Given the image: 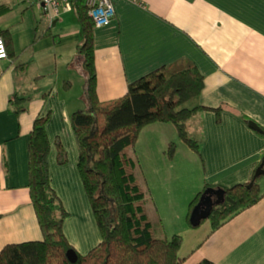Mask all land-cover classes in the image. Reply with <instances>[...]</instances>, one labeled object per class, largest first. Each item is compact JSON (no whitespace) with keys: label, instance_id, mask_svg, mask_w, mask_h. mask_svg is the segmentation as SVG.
Returning <instances> with one entry per match:
<instances>
[{"label":"crops","instance_id":"crops-1","mask_svg":"<svg viewBox=\"0 0 264 264\" xmlns=\"http://www.w3.org/2000/svg\"><path fill=\"white\" fill-rule=\"evenodd\" d=\"M0 2L12 5L0 14V26L11 30L15 49L14 55L0 57V249L10 241L42 236L29 187L30 140L36 116L50 111L51 174L69 209L65 231L86 252L101 241L102 231L77 164L71 120L75 109L88 107L80 69L81 20L74 7L62 8L52 19L43 0ZM114 3L112 21L95 29L102 99L123 95L130 81L156 66L191 58L205 74L202 102L223 105L221 119L211 107L190 117L189 131L199 139L202 155L180 139L169 121L152 122L139 136V155L167 230L184 235L183 264L206 256L222 264H264V196L215 231L210 216L201 227L188 219L192 198L208 182L226 189L249 181L263 160L264 132L250 121L264 126V0ZM15 93L31 96L19 113L10 110ZM57 138L69 151L67 162L58 160ZM172 139H177V150L170 157L164 147ZM179 160L176 168L168 166ZM183 206L188 222L181 226L177 218L184 220L179 214Z\"/></svg>","mask_w":264,"mask_h":264},{"label":"trees","instance_id":"trees-1","mask_svg":"<svg viewBox=\"0 0 264 264\" xmlns=\"http://www.w3.org/2000/svg\"><path fill=\"white\" fill-rule=\"evenodd\" d=\"M82 23L79 56L83 57L88 107L71 114L79 146L77 164L102 239L86 252L68 238L64 223L69 214L63 197L53 184L50 154L52 139L48 131L51 112L38 114L30 140L29 187L42 236L7 242L0 249V264H183L180 253L184 235L169 234L157 199L137 148L142 129L155 121L173 122L178 136L202 155L199 139L189 131L190 117L204 107L214 108L221 119L223 105L202 102L205 74L191 58L173 65L156 66L129 82L127 91L118 97L102 99L98 93L95 59L96 21L88 0H72ZM11 3L0 2V14ZM9 55L15 54L11 30L0 26ZM69 84V83H68ZM31 96L15 93L10 110L17 113L28 108ZM245 115L248 119L249 117ZM261 130L264 132V126ZM58 160H69V151L61 138L56 140ZM177 140L169 142L167 151L174 156ZM257 169L251 180L226 187L224 200L215 202L210 213L215 231L231 216L264 196ZM208 182L190 202L188 219L209 186ZM76 248L73 261L68 249ZM196 264H222L203 257Z\"/></svg>","mask_w":264,"mask_h":264},{"label":"built area","instance_id":"built-area-1","mask_svg":"<svg viewBox=\"0 0 264 264\" xmlns=\"http://www.w3.org/2000/svg\"><path fill=\"white\" fill-rule=\"evenodd\" d=\"M47 14L53 19L62 8H73L72 0H43ZM90 12L93 15L96 25L110 23L116 13L114 0H88ZM9 51L6 40L0 36V57H8Z\"/></svg>","mask_w":264,"mask_h":264},{"label":"water","instance_id":"water-1","mask_svg":"<svg viewBox=\"0 0 264 264\" xmlns=\"http://www.w3.org/2000/svg\"><path fill=\"white\" fill-rule=\"evenodd\" d=\"M80 69H83V63H80ZM250 123L254 127L261 129L260 125L256 121L251 120ZM261 173H264V157L260 165L257 167V174H261ZM225 193L226 190L224 187L208 188L206 192L202 195L200 201L194 206L192 210L191 213L192 222L194 224H199L204 218L210 216L214 203L219 202L221 199H224ZM215 194L218 196L217 199L214 198ZM67 254L70 257V259L73 261L78 259V251L74 247L68 249Z\"/></svg>","mask_w":264,"mask_h":264},{"label":"rangeland","instance_id":"rangeland-1","mask_svg":"<svg viewBox=\"0 0 264 264\" xmlns=\"http://www.w3.org/2000/svg\"><path fill=\"white\" fill-rule=\"evenodd\" d=\"M85 76V75H84ZM170 122V121H169ZM170 123H172V124H170V125H175L173 122H170ZM75 131V130H74ZM193 135V134H192ZM139 140H141V138H138V140H137V148H139ZM177 140V139H176ZM165 149H166V151H167V149L169 148V143L166 145V147H164ZM168 153V155L171 157V155L169 154V152L167 151L166 152V154ZM166 157H168V156H166ZM192 167H193V165H192V163L190 162V161H188V160H186ZM180 162H181V160H179L178 162H176V163H173V164H169L168 166H170V165H175V168L177 167L176 165H177V163L180 165ZM143 165H144V163H143ZM168 166H166V168L168 167ZM144 168H145V166H144ZM61 195V194H60ZM62 196V195H61ZM63 197V196H62ZM179 211H181V212H179V214H180V217H182V218H184V220L182 221V220H180L179 219V217L177 218V222H179L180 224H181V226H184V224H186V222H188V219H187V217H185L186 216V214H187V208L186 207H179ZM178 213V212H177ZM206 219H209V218H205V221H206ZM203 223H205V222H202V224H198V226L200 225V227L202 226V225H204ZM171 226V225H170ZM81 249V248H80ZM83 252V251H82ZM85 252V251H84Z\"/></svg>","mask_w":264,"mask_h":264}]
</instances>
